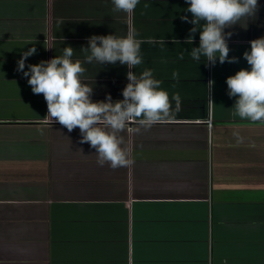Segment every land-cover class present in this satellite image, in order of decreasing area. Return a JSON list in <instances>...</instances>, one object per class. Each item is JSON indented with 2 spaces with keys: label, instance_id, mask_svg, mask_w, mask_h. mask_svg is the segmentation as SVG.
Masks as SVG:
<instances>
[{
  "label": "crops",
  "instance_id": "crops-1",
  "mask_svg": "<svg viewBox=\"0 0 264 264\" xmlns=\"http://www.w3.org/2000/svg\"><path fill=\"white\" fill-rule=\"evenodd\" d=\"M258 3L256 15L225 29L238 62L206 66L189 55L199 32L184 43L185 0H140L133 14L112 0H0V264H264V122L234 116L226 84L250 70L243 53L264 37ZM130 26L162 41L143 43L132 71L152 69L173 110L174 95L180 106L151 128L129 124L120 135L134 163L113 169L79 143V128L44 119L43 95L16 68L33 46L25 71L71 46L92 100L123 99L127 66L87 63L81 48Z\"/></svg>",
  "mask_w": 264,
  "mask_h": 264
},
{
  "label": "clouds",
  "instance_id": "clouds-1",
  "mask_svg": "<svg viewBox=\"0 0 264 264\" xmlns=\"http://www.w3.org/2000/svg\"><path fill=\"white\" fill-rule=\"evenodd\" d=\"M140 0H112L115 11L133 14ZM188 7L181 17L190 23L189 35L184 43L193 44L195 34L199 32V46L192 47L190 57L200 62L206 58V66H215L217 58L220 64L237 63V57H229L228 39L232 32L226 28L236 25L242 18L256 15L260 9L258 0H185ZM203 21V23H201ZM58 23H64L62 20ZM139 33L134 27H129L125 36L92 35L87 38L88 46L81 50L86 55V62L100 64L126 65L128 83L122 89L123 99L113 101L111 95L104 100L93 101V88L82 82L86 71L80 60L73 61L74 49L71 46L63 48L61 56L49 60H41L37 64H28L26 60L35 55V46L23 51L17 61L16 71L22 72L31 86L33 94H42L47 104V115L52 122H58L69 133L79 128V143H88L95 149L97 164L103 167L106 163L111 168L129 167L134 161L129 159V150L120 133L129 124H136V131L148 129L154 124L171 119L179 110L180 100L174 95L176 102L173 110L169 94L161 87L162 81L153 75L152 69H144L137 75L132 71L141 65V45L147 43H162L154 38L147 41L137 38ZM99 42V43H98ZM172 43H180L173 39ZM250 50L243 53V58L250 65L249 69H240L235 75L226 78L228 96L236 97L233 108L234 116L251 122H264V37L249 41ZM185 51H188L185 49ZM217 53L219 55L217 56ZM184 58L181 52L179 59ZM175 76V73H174ZM214 81L207 85L214 86ZM38 131L43 134L42 129ZM237 142L242 143L243 137L234 132Z\"/></svg>",
  "mask_w": 264,
  "mask_h": 264
}]
</instances>
